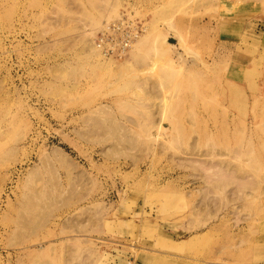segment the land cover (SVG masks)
Listing matches in <instances>:
<instances>
[{"label": "rangeland", "instance_id": "374dc122", "mask_svg": "<svg viewBox=\"0 0 264 264\" xmlns=\"http://www.w3.org/2000/svg\"><path fill=\"white\" fill-rule=\"evenodd\" d=\"M0 264H264V0H0Z\"/></svg>", "mask_w": 264, "mask_h": 264}, {"label": "built area", "instance_id": "2783aa9c", "mask_svg": "<svg viewBox=\"0 0 264 264\" xmlns=\"http://www.w3.org/2000/svg\"><path fill=\"white\" fill-rule=\"evenodd\" d=\"M143 23L132 11L125 10L118 17L103 22L92 37V42L105 59H121L141 34Z\"/></svg>", "mask_w": 264, "mask_h": 264}, {"label": "bare ground", "instance_id": "6f19581e", "mask_svg": "<svg viewBox=\"0 0 264 264\" xmlns=\"http://www.w3.org/2000/svg\"><path fill=\"white\" fill-rule=\"evenodd\" d=\"M140 36V35H139ZM139 36L136 38V40L134 41V42H136L137 41V44L139 43V44H141V43H143V40H142V38L141 39H139ZM146 38V36L145 37H143V39H145ZM134 42L132 43V44H134ZM178 42V41H177ZM93 43V42H92ZM132 44H131V46H132ZM136 45V44H135ZM142 45V44H141ZM94 46V45H93ZM139 47V46H138ZM137 47V48H138ZM131 48V47H130ZM134 48V47H133ZM94 49L96 50V52H98L99 53V51L95 48V46H94ZM135 49V48H134ZM135 53H136V51H135ZM100 54V53H99Z\"/></svg>", "mask_w": 264, "mask_h": 264}]
</instances>
